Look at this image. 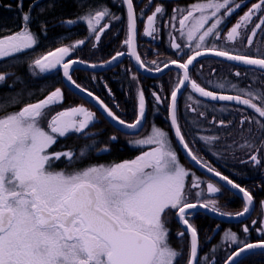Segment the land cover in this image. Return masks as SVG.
Returning a JSON list of instances; mask_svg holds the SVG:
<instances>
[{"label": "snow or ice", "instance_id": "1", "mask_svg": "<svg viewBox=\"0 0 264 264\" xmlns=\"http://www.w3.org/2000/svg\"><path fill=\"white\" fill-rule=\"evenodd\" d=\"M38 2L39 0H34V5ZM77 3L78 7L85 6V0H77ZM123 3L127 5L129 30V37L125 43L131 48L135 33L133 2L123 0ZM18 7L23 10V0H18ZM239 7L237 0H203L184 11L176 9L175 11L180 13L178 30L181 37L186 36V46L190 52L186 53V61L172 60L170 63L182 70V79L178 81V85L190 84L191 89L202 97L213 101L235 102L252 109L257 114L259 119L257 116L245 115L240 121L241 125L245 122L256 125L255 133L251 128L248 129L253 133V142L241 145L242 148L250 149L253 154L249 155L248 161L242 162L264 166V161L255 154L264 152V94L256 95L252 91H246L237 95H218L201 87L190 78L189 66L193 65L197 57L207 52L264 70V58L234 55L215 47L205 46L201 50L209 38H221L220 25ZM256 12H261L262 16L247 38V43L250 45L252 37L256 35L255 29L264 25V0H259L251 6L229 30L226 39L235 41L241 37L240 30L252 23ZM163 13L164 9L157 5L153 14L147 17L146 35L151 36L158 31L154 25L158 14L163 15ZM104 17H110L107 8L93 10L89 7L86 15L80 14L76 20H68L67 23L86 21L90 31L95 34V40L99 41L101 37L97 33L103 31V26L97 29L95 24ZM110 18L119 19V17ZM171 19L176 20L177 17L173 16ZM210 20L213 22L209 25ZM30 21V11L23 13L22 30L0 39V59L13 57L34 46L37 41L29 30ZM206 25L209 26L205 27ZM175 39L173 37L171 47L181 50V45L176 43ZM83 44L84 41H79L73 48ZM70 51L68 47H59L35 59L33 66L40 72L62 66L64 76L75 84L70 75V68L74 64L85 62L64 61V57L69 55ZM130 54L135 56L141 68L145 67L138 55L134 52ZM122 55L124 53L118 52L112 60ZM168 66L167 63L164 64L165 68ZM147 70L151 71V69ZM157 71L162 69L158 68ZM5 79L6 76L0 74V83ZM76 87L80 86L76 85ZM220 87L222 88L223 85ZM80 90L85 91L83 88ZM179 91L180 87L177 86L171 92L169 104L171 124L175 129L176 137L196 164L206 168L221 181H225L231 189L243 194L245 206L243 211L235 213V216H244L250 212L249 206L253 204L251 193L207 164L202 157L194 154L189 144L185 142L177 122ZM109 94L111 95V92ZM87 95L97 101L108 117L122 126L121 130L124 128L137 130L142 125L145 118V97L142 91L138 94V116L132 123L121 119L92 92H87ZM153 95L158 103L161 102L160 96L155 93ZM61 96V90L57 88L39 102L29 103L18 112L0 116V264H180L182 252L174 249L168 242L169 229L166 225L170 215H175L178 222L186 226L177 233L178 237L182 238L186 232L190 233L187 264H201L198 259V232L190 222L192 214L190 210L199 208L221 216L233 214L220 212L216 199L203 198L205 190L201 188L202 182L198 178H193L191 182L192 189H199L195 193V202L188 198L186 177L189 176V172L179 164L167 133L153 127L149 136L136 140L134 143L137 146L155 145V147L133 160L108 167L93 166L73 174L54 172L51 170L53 160L61 156L71 160L74 153L50 154L47 149L57 137L65 136L69 132L82 133L95 120L93 112L84 107H77L53 116L48 124L49 130H45L41 127V120L47 115L45 110L59 101ZM4 106L0 104V107ZM200 115L202 116L203 113ZM77 117L82 118L77 119ZM110 139L114 141L116 137ZM202 139L211 142L218 137H202ZM256 140L259 141L258 145L255 144ZM103 151H107V148ZM84 154L82 150L81 155ZM206 192L214 196L221 192V187L209 181ZM248 231V227L245 226L243 232L248 233ZM261 231L264 232V227ZM225 237L238 245L225 264H242L240 258L242 255L246 257L248 250H264V239L257 243H241L233 232H226Z\"/></svg>", "mask_w": 264, "mask_h": 264}, {"label": "trees", "instance_id": "2", "mask_svg": "<svg viewBox=\"0 0 264 264\" xmlns=\"http://www.w3.org/2000/svg\"><path fill=\"white\" fill-rule=\"evenodd\" d=\"M116 1L117 0H85V6L78 7L77 0H49V2L42 7L30 11L31 21L29 28L32 30L34 37L36 36L35 39L37 42L31 49L0 61V66H2L0 67V73H7L5 81L0 83V104L5 105L4 107H0V116L18 112L29 103L39 102L57 88L63 89V99L58 105V110H64L80 104L81 101L83 102V100H80L65 88L62 83L60 71L51 75L35 76V74L31 72V65L40 54H46L59 47H69L75 40L83 38L85 43L73 48L70 59L90 62L91 58L85 55L83 51L89 44L86 39H91V36L88 35L86 24L78 21L75 25L67 26L64 23L66 20H76L80 14L87 13L89 7L93 10L107 8L110 17H119L111 26H103V31L105 32L103 33L102 39L99 41L95 40L94 57L99 58L100 62H105L113 56H116L118 52H126L125 11L121 6H117L116 3H114ZM196 1L198 0L180 2L153 0V4L141 15L140 12L142 9L136 8L139 39H141L139 25L142 24L143 18L147 17L152 12L154 6L158 4L164 9V13L157 23L159 40L154 44L157 54L168 58L174 56L175 59L180 62L186 61V53H189L190 49L186 47L180 57H177V55L173 53L168 42L169 29L166 28L165 23L170 19V16L176 9L182 10V7L193 5ZM246 1L248 0H237L238 3H244ZM243 10L244 8L242 6V9L240 8L237 12L225 19L224 30L235 23ZM23 13L27 12L21 11V9L0 8V39L21 29L23 26ZM177 14L180 15L178 12ZM208 42L209 41H207V43ZM207 43L202 46L201 50L205 46L210 47L208 46L209 43ZM74 44L78 45V43H73L72 46H74ZM141 49L142 51L138 47V54L140 58L144 59L143 55L148 54V50L144 46L141 47ZM245 56L252 57L249 55ZM157 58L159 57L154 58V60ZM256 58L261 57L257 56ZM221 66L223 69H220ZM231 69L238 73L251 72L252 70L251 73H257L262 76L264 82V72L262 71L235 66L215 59H204L196 63L190 71V78L206 90L213 91L217 94L237 95L246 91H252L254 94L258 95L257 89L252 82H247L243 78L233 77L234 75ZM174 72L176 71L168 72L158 78H145L134 70L129 58L125 57L119 65L107 72L93 74L84 71H75L73 73V79L79 86L98 96L104 104L125 121H128L130 117L120 115L113 109L109 102L108 93L111 92L114 96V100L123 104L125 109L130 112L134 110L135 105L133 100L135 96L132 89L139 84L145 97L146 116L148 115L146 119L147 123L150 113H148V105L146 102L154 101L153 93L159 94L161 99H164L166 102L169 95L171 96L170 92ZM92 77H96V79L90 82ZM133 77H135V79H133ZM100 80H102L103 83H100ZM105 84L108 86L109 92L106 91L104 87ZM220 85H223V87L221 88ZM185 97H187V100L184 101L183 99ZM189 97H191V99H189ZM197 101L199 103H197ZM189 103H193L194 106H190ZM155 104L158 106L160 115L167 116L168 106L163 102L161 104ZM91 107L100 116V120L90 127V130L96 133L95 135L93 132H90L91 135L89 137L83 138L76 134H70L64 138L55 140L53 145L49 148L50 154L63 152L74 153L73 159L68 160L62 156V159L58 161V167H62L60 162H65L63 165L65 167L63 168L65 169L64 171L71 172L81 167H83L81 169H86L93 166L116 164L134 158L142 152L140 150L144 148L142 146L136 148L129 146L123 141L124 138H126L123 136L128 137L129 135H125L116 130L93 106ZM193 109H195V111H193ZM200 113H203V115L201 116ZM245 115L249 117L257 116L252 109L244 105L215 103L204 100L197 96L190 87L182 94L177 106L178 123L181 133L194 154L202 157L209 165L225 176H228L235 183L240 184L251 193L254 201L260 202V200L264 199V166L252 168V163L242 162L248 161L249 155L253 153H251V150L248 148H242L241 145L246 142H253V133L256 132L255 124H249L247 122L243 125L240 124V120L243 119ZM257 118L259 119L258 116ZM156 119L158 125L165 129L170 136L169 129L166 126L167 122L163 120L159 121V117ZM221 121L223 124H221ZM147 125L148 124H145L144 130L148 129ZM249 128L253 130V133L248 131ZM256 134L259 135V133ZM113 136L116 137V140L110 141V137ZM211 136H216L218 139L211 142H206L202 139V137ZM171 142L179 160L185 163V159L177 149L175 141L171 140ZM258 143L259 141L256 140L255 144L258 145ZM103 147L107 148V151H102ZM82 150L85 153L83 156L81 155ZM256 154L264 161V152ZM195 172L197 173L198 171L195 170ZM186 183H188L187 180ZM227 194L232 197L230 193L227 192ZM241 208L242 203L239 199H234L233 202L228 205L230 211H240ZM254 218L255 213L251 216L250 220L248 219V222L245 221L241 224H225L200 214L195 215L191 220L195 227L199 229V236L204 237L203 245H205V241L210 238V244L214 245L224 230L229 231V229L239 228L244 224L248 225ZM171 220L168 229H178L173 218H171ZM204 227H208L209 236L204 233ZM216 227L219 228L214 233ZM172 238V235L169 233V244L173 243ZM244 238L245 242L250 243L262 240L258 239L251 231H249ZM232 252L233 250L230 253ZM201 253L205 255L206 251L202 249ZM230 253L227 255V258ZM261 253L262 252L256 253L248 258L246 257L242 260V264H264V254ZM181 261L182 264H184L186 257H182Z\"/></svg>", "mask_w": 264, "mask_h": 264}, {"label": "rangeland", "instance_id": "3", "mask_svg": "<svg viewBox=\"0 0 264 264\" xmlns=\"http://www.w3.org/2000/svg\"><path fill=\"white\" fill-rule=\"evenodd\" d=\"M132 2H134V5L133 6H134L136 18L138 17L137 16V12H136V8L142 9L141 12H140V15H141L144 12H146L148 10V7H150L153 4V0H132ZM200 2H203V1L202 0H198V1L195 2V4L196 3H200ZM258 2H259V0H248V1L244 2V3L243 2H240L239 3L240 4V7L238 9H236L235 12H237L240 8L242 9V6H243L244 10H243L242 14L238 17V19L235 21V23H233L230 27H228L225 30H224L225 22H223L220 25V28H219V32H221V35H220L221 38L220 39L209 38L208 39V41H209L208 42L209 43L208 46H210V47H218V49L228 51L229 53L235 54V55H239V54L240 55H249V56H252V58H256L257 56H260L261 58L264 57V25H261V28H259V29H255L256 35L254 37H252V43L250 45L247 43V38H248L249 35H251V32L254 29L255 24L259 23V20H260V18L262 16L261 12H256L255 15L253 16L252 23H249L246 28H242L240 30L241 33H242V36L241 37H238L235 41H228L226 39L227 33L229 32V30L239 21V19L246 12H248V10L251 8V6L253 4H256ZM114 3H116L117 6L119 5V6H121L123 8V6H122V4H123L122 3V0H117ZM141 3H142V5H139ZM137 5H138V7H137ZM157 5L158 4H156L154 6V8L152 9V12L148 16H150V15L153 14V12L155 11V7ZM193 5H194V3H193ZM193 5L191 4L189 6L182 7V11L191 8ZM139 6H140V8H139ZM123 10H124V8H123ZM86 14L87 13H85V15ZM173 16L177 17V19L176 20H172L171 18ZM229 16H227V17H229ZM147 17L143 18L142 24L139 25V29L141 31L140 32L141 39H138V47L140 48L141 51H142L141 47H143V46L148 50V54H144L143 55V58L144 59L141 58V61L147 67H149L150 69H158L161 66H163L164 64H166L168 62H171L172 59H174V60H176V59H175L174 56L168 58V57H165V56H161L160 54H157V50H156L154 44H156V42L159 40V36H158V33L157 32L153 33V35H151V36L145 34L146 28L148 27ZM161 17H162V15H159L158 14L156 23L154 25L156 28H157V23L159 22V20L161 19ZM178 19H179V15L175 11L170 16V19L168 21H166L165 26H166V28L169 29V39H168L169 46L171 47V44L173 43V37L176 38L175 39V42L176 43H179L181 45V50H177V49H174V48L171 47L173 53L175 55H177V57H180L182 55V53L184 52L185 48L187 47L186 46L187 45V40H186V36L185 37H181V35H180V31L178 30L179 29ZM225 19H224V21H225ZM79 21L84 22L86 24L87 30H88V35L91 36V39H86V40H88L89 44L83 50L84 53H85V55H87V56H89L91 58L90 59V62H87V63H91V64H101V63H104V62H100V59L99 58L94 57V54H95V49H94L95 34H93L90 31V29L88 28V25H87V22L86 21H83V20H79ZM115 21H116L115 18L104 17L102 24L98 21L95 24V27L97 29H100L101 26H105V25L106 26H111ZM124 21H125V27H126V39H128V28H127V21H126V12H125V20ZM212 22L213 21L210 20L209 21V25ZM64 23L67 26L75 25V23H72V24L67 23V20L64 21ZM172 25H175V27H173ZM209 25H206L205 27H208ZM22 27H21L20 30H22ZM29 30L32 32V30L30 28H29ZM186 31H187V29H185V32ZM15 33H13V34H15ZM83 39H77L73 43H78L79 41H84V43H85V40H83ZM72 44L68 47V48L71 49L70 55L73 52V46H72ZM193 47H194V42H193ZM26 50H28V49H26ZM127 50H128V45H127L126 51ZM44 55L45 54H40L37 58H40V57H42ZM156 57H159V58H157L156 60H154V58H156ZM3 59H6V58H3ZM3 59H0V61L3 60ZM110 59H108L107 61H109ZM76 60H79V59H76ZM107 61H105V62H107ZM153 61H155V63H152ZM0 67H2V66H0ZM220 69H223V67L221 66ZM249 69H252V68H249ZM78 71H83V70H78ZM107 71H109V70L102 71V72H89V73L98 74V73H104V72H107ZM31 72H32V74H35V76H43V72H40V70L38 68H35L33 66V64L31 65ZM84 72H88V71H84ZM231 72L234 75L233 77H235V78H243L247 82H252L253 85L255 86V88L257 89L258 95L264 94V82L262 80L263 79L262 76L258 75L257 73H251L252 70H251V72L240 73V75H236V73H238V72H234L233 69H231ZM0 74H2V73H0ZM4 75L7 77V73H4ZM95 79H96V77H92L90 79V82L91 81H94ZM179 80H180L179 73L174 72L171 92H172L173 88L176 87V85L178 84V81ZM137 82H139V81H137ZM100 83H103V81L100 80ZM104 87H105L106 91L109 92V88H108V86L106 84L104 85ZM59 89L61 90L62 96H61V98H60L59 101L55 102L48 109L45 110L46 113H47V115L41 120V127H43L45 130H49L48 129V124H49L51 118L53 116H55L56 114H58L59 112L68 111V110H70L72 108L84 107L85 109H87V110H89V111H91V112H93L95 114V120H94V122L91 123L89 125V127L87 129H85L84 132H82V133L69 132L65 136L57 137L56 140L57 139H60V138H64V137H66V136H68L70 134H76V135L82 136L83 138L89 137L91 135L90 132H93V131L90 130V127L92 125H94L95 123H97L98 120H100V116L91 107L92 105H90L85 100L81 99L76 94H74L71 91H69L67 88L66 89L70 93H72L73 95L77 96L80 100H83V102L81 101L80 104H77L75 106H71V107L66 108L64 110H58V105L61 103V101L63 99V91H62L63 89H61V88H59ZM132 91L134 92V96H135V98H133V93H132V98L134 100L135 105H134V110L133 111H130V112L125 109V107H124L123 104H121V103H119V102H117V101L114 100L113 94L110 95L108 93L109 94V102L112 105L113 109L117 113H119L120 115H125V116L130 117V119H128V121H126L128 123H132V122H134L136 120L137 108H138V94L141 91V88H140L139 84H137L136 86H134L133 89H132ZM171 92H170V94H171ZM155 94L159 96V94H157V93H155ZM153 98H154V101H151V102L147 101L146 102L147 105H148L147 106L148 107V113H150L149 121L147 123L145 121V124H148L147 125L148 129L147 130H144V127H145V125H144V127L142 128V130L140 131L139 134L129 135L128 137L127 136H123V137H126V138H124L123 141H125L129 146H131L133 148L140 147V146L135 145L134 142L136 140H138V139H144V138H146L147 136H149L151 134L152 128L153 127H157L159 129H161L162 131H164V132L167 133V138L169 140L170 146L175 151V148H174V146H173V144L171 142V140L174 141V138H172L173 136H172V134L170 132V128H169L168 122H167L168 109H167V116H161L160 115V112H159V109H158V106L155 104V103H158V102L156 101V98H155L154 95H153ZM169 100H170V95H169V98L166 100V102H165L164 99H161V102H159L158 104H161L163 102L167 106H169ZM183 100L184 101L187 100V97H185ZM117 105H119V107H117ZM189 105L190 106H194L193 103H189ZM147 117H148V115L146 116V119H147ZM158 117H159V121L160 120H163L164 122L165 121L167 122V124L166 123L165 124H166L167 128L169 129L170 136H169L168 132L165 129H163L162 127H160L158 125L157 119H156ZM81 118L82 117H77V119H81ZM219 125H221V124H219ZM93 133H94V135L96 134L95 132H93ZM53 135H56V134H53ZM110 141H113V140H110ZM142 147H144L142 150H140L142 152H140L137 156H135L134 158H131V159L124 160V161H130V160L135 159L136 157H138L139 155H141L143 152L151 150L153 147H155V145H143ZM49 148L47 149V152L48 153H49ZM103 149H105V147H103ZM103 149H102V151H103ZM60 159H62V156L59 159H55V160L52 161V163H51V170L52 171H54V172H64L65 174H73V173H76V172H79V171L84 170V169H81V168H83V167H81L80 169H74L71 172L64 171L65 169H63V168H65V167L63 165L65 164V162L64 163L63 162H60V164H61L62 167H58L57 166V163H58V161ZM177 159H178L179 164L182 167H184L189 172V176L186 177V180L188 181V183H186V191L189 193L188 198L190 200H193L195 202V193L197 191H199V189H192L191 188V182H192L193 178H198L202 182L201 183V188L205 190V193H204V197L203 198L204 199H209V198L210 199H216L217 200V207L219 208L220 212H223V213H231V214L234 215L235 213H238V212L243 211L244 203L239 198H237L235 195L233 196V194L231 192H229L225 187H223L220 183L211 180L210 178L204 176L201 173H198V172L196 173L195 170L191 166H189L186 161H185V163L181 162L179 160L178 156H177ZM124 161H121V162H118V163H122ZM205 162L207 164H209L207 161H205ZM118 163H116V164H118ZM112 165H115V164H112ZM112 165H108V166H112ZM103 166L108 167L107 165H103ZM257 167H259V166H254L252 164V168H257ZM209 181L214 182L218 186H220L221 187V192L215 194L214 196H210L209 194H207V192H206V186H207V182H209ZM227 192L230 193L232 195V197L228 196ZM234 199H239L241 201L242 208H241L240 211L239 210H237V211H230L228 209V205L230 203H232ZM262 202H264V199L260 200V202H256L255 201V209H254L255 218L253 220H251V222L248 225L247 224H244V225H241L239 228L229 229V231H225L224 230V232L222 233V235L219 237L218 241L214 245H211L210 244L211 243V238L209 240H206L205 241L206 242L205 245H203L204 237L199 236V229L197 227H195V225L193 224V222L191 220L195 215H200V214H197V213H192L191 214V216H190V222L193 224V226L197 229V232H198V239H199V246H200V248H199V250H200V261H201V264H223L225 262V260L227 259V255L232 250L234 251L235 249H237L238 245L237 244H233L231 241L227 240V238L225 237V233L226 232H233V233H235L237 235V237H238V241L241 242V243H243V242H245V238L244 237L247 234V233H244L243 232V229L246 226V227H248L249 231L253 232V234L258 239H264V232L261 231V228L264 227V206H262ZM171 211L173 213L175 212V210H171ZM171 218H173V220L175 221V215H170L169 216L168 222H167V225H166L167 228H168L169 223L172 221ZM249 220H247V222ZM254 221H255V223H253ZM175 224H176V227H178V229L177 228H173V230L169 229V233L173 237L172 238L173 243H171L170 245L174 249L182 252V254H183L182 257H186V261H185L184 264H187V261L189 259V251H190L189 238H188V236L186 234L182 238L181 237H178L177 233L179 231H181L182 229L180 228V226L177 224L176 221H175ZM218 228L219 227H216L214 229V233L218 230ZM203 231H204L205 234H207L209 236V234H208V227L207 228L204 227L203 228ZM202 249H204L206 251V254L205 255H202V253H201ZM257 253H260V252H257ZM254 254H256V253H254ZM254 254H252V255H254ZM252 255H250V256H252ZM250 256H248V257H250ZM180 264H182V261H180Z\"/></svg>", "mask_w": 264, "mask_h": 264}, {"label": "water", "instance_id": "4", "mask_svg": "<svg viewBox=\"0 0 264 264\" xmlns=\"http://www.w3.org/2000/svg\"><path fill=\"white\" fill-rule=\"evenodd\" d=\"M159 1H167V2H180V1H186V0H159ZM122 3H123V0H122ZM123 6H124V9H125V12H126V19H127V28H128V15H127V5H125L123 3ZM134 8V6H133ZM134 15H135V33H134V36H133V40H132V46L131 48H129L128 46V51L126 53H124V55L122 56H119L116 60H112V58L109 60L111 61V63H108L109 61L107 62H104V63H101V64H95L97 65L96 67H90L89 65H91V63H77V64H74L71 66L70 68V75L72 77V81H75L73 79V73L75 71H78V70H83V71H88V72H102V71H106V70H111V69H114L117 65H119L123 59L125 57L129 58L130 62H131V65L132 67L134 68V70L141 76L145 77V78H158V77H161L165 74H167L168 72H171V71H176L179 73L180 75V80L182 79V70L177 68L176 65L174 64H171L170 62H168L167 64L169 65L167 68L163 66L160 67V69H162V71H157V69H151V71L147 70V69H150L149 67H147L142 61V63L144 64L145 67L141 68L140 65L137 63V60L135 58L134 55H131L130 53L134 52L136 55L139 56L138 54V26H137V20H136V14H135V10H134ZM128 37H129V30H128ZM203 50V49H202ZM55 51V50H53ZM46 55V54H45ZM235 55V54H234ZM70 54L65 56L64 57V61H69V60H76V59H70ZM140 57V56H139ZM252 58V57H251ZM204 59H215V60H219V61H222V62H226V63H229V64H232V65H235V66H239V67H244V68H252V69H255V70H259V71H263L262 69L258 68L257 66H254V65H247V64H244L243 62L241 61H233V60H228L227 58L225 57H222V56H216V55H213L211 52H207L205 55H202V56H199L197 57V60L193 62V65H190L189 68H190V71L191 69L196 65V63L204 60ZM258 59V58H257ZM141 60V58H140ZM77 61H81V60H77ZM60 71L61 73V76H62V83L63 85L69 90L71 91L72 93L76 94L77 96H79L81 99L85 100L86 102H88L90 105H92L100 115H102V117L111 125L113 126L116 130H118L119 132L125 134V135H134V134H139L140 131L142 130V128L144 127L145 125V121H146V107H145V118L144 120L142 121V125L138 127L137 130H129V129H122V126H119L116 122H114L110 117L107 116V114L103 111V109L100 107V105L97 103L96 100H94L92 97H89L87 95V92H89L88 90L84 89L83 87H76V85H78L75 81V84H73L71 81H69L63 74V68L62 66H57L56 68H53L49 71H46V72H43V75H51L55 72H58ZM179 86L180 87V91L178 92L177 94V106H178V101L180 99V97L182 96V94L185 92V90L190 87V84L187 85V86H184V85H176V87ZM175 87V88H176ZM80 88H83L85 91H81ZM174 88V89H175ZM191 88V87H190ZM193 91V90H192ZM194 92V91H193ZM195 93V92H194ZM197 96H199L200 98L204 99V100H207V101H210V102H215V103H233V104H236L235 102H229V101H219V100H216V101H213L211 100L210 98H205V97H202L200 96L198 93H195ZM94 95V94H93ZM218 95H221V94H218ZM95 97H98L96 95H94ZM99 98V97H98ZM100 99V98H99ZM101 100V99H100ZM170 100H171V96H170ZM170 100H169V104H170ZM102 101V100H101ZM137 116H138V112H137ZM167 122H168V126L170 128V132L174 138V141L176 143V146L178 148V150L180 151L182 157L185 159V161L195 170H197L199 173L203 174L204 176L210 178L211 180L213 181H216L218 183H220L223 187H225L229 192H231L233 195H235L237 198H239L243 203H244V206H245V201H244V197H243V194L242 193H239L238 190H234V189H231L230 186L226 185V182L225 181H221L219 179V177H216L214 175H212V173L208 172L206 168H202L200 165L196 164L195 161H193L191 159V157L187 154V151L184 149V147L180 144L179 142V139L176 137V134H175V129L174 127L172 126L171 124V119H170V112H169V106H168V118H167ZM177 122H178V116H177ZM179 125V123H178ZM222 174V173H221ZM224 175V174H222ZM250 207V212L249 213H246L244 216L242 217H236L235 214L232 215V216H228V215H224V216H221L217 213H213L211 211H208V210H204V209H199L197 208L196 210H190L191 213H197V214H203L211 219H214L218 222H221V223H226V224H241V223H244L245 221H247L248 219L251 218V216L253 215L254 213V209H255V201L253 199V204ZM175 221L177 222V224L180 226V228L182 230L185 229L186 226L182 225V223L178 222V219L177 217L175 216ZM188 238H189V242H190V233H185ZM259 241H256V242H252V243H257ZM200 246H199V239H198V259H199V256H200V250H199ZM236 250V249H235ZM234 252V251H233ZM232 252V253H233ZM257 252H264V250H260V249H257V250H248V253H247V256H250L254 253H257ZM231 253V254H232ZM230 254V255H231ZM229 257V256H228ZM245 256L242 255V257L240 258L241 260L245 259L246 258ZM227 260V259H226ZM225 260V261H226ZM225 264V262L223 263Z\"/></svg>", "mask_w": 264, "mask_h": 264}, {"label": "flooded vegetation", "instance_id": "5", "mask_svg": "<svg viewBox=\"0 0 264 264\" xmlns=\"http://www.w3.org/2000/svg\"><path fill=\"white\" fill-rule=\"evenodd\" d=\"M48 2H49V0H39V2L35 3V5H34V0H23V10L22 11H25L28 13L29 11H32L36 8L42 7L43 5H45ZM9 5H10V7H9ZM133 5H134V2H133ZM139 5H141V4H139ZM0 8H3V9H20L18 7V0H0ZM123 8H124V6H123ZM124 11H125V9H124ZM136 20H137V18H136ZM126 21H127V19H126ZM99 22L102 23L103 19H101ZM104 32L105 31L98 32L100 37H101L100 39H102ZM138 39H139V37H138ZM126 52H124V53H126Z\"/></svg>", "mask_w": 264, "mask_h": 264}]
</instances>
